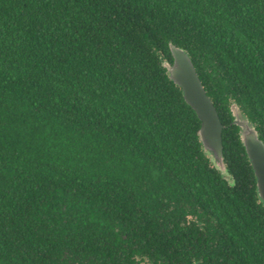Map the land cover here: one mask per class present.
Returning <instances> with one entry per match:
<instances>
[{
  "label": "trees",
  "instance_id": "1",
  "mask_svg": "<svg viewBox=\"0 0 264 264\" xmlns=\"http://www.w3.org/2000/svg\"><path fill=\"white\" fill-rule=\"evenodd\" d=\"M185 52L228 182L169 78ZM264 0H0V264H264Z\"/></svg>",
  "mask_w": 264,
  "mask_h": 264
},
{
  "label": "water",
  "instance_id": "2",
  "mask_svg": "<svg viewBox=\"0 0 264 264\" xmlns=\"http://www.w3.org/2000/svg\"><path fill=\"white\" fill-rule=\"evenodd\" d=\"M173 63H165L169 78L181 89L185 103L195 112L200 121L198 130L202 149L209 157L221 175L231 182L222 159V129L215 107L193 68L185 52L174 46L170 47ZM233 123L239 127V138L244 147L256 179V189L260 200L264 203V144L259 140L253 125L246 119L239 109L231 106Z\"/></svg>",
  "mask_w": 264,
  "mask_h": 264
},
{
  "label": "flooded vegetation",
  "instance_id": "3",
  "mask_svg": "<svg viewBox=\"0 0 264 264\" xmlns=\"http://www.w3.org/2000/svg\"><path fill=\"white\" fill-rule=\"evenodd\" d=\"M135 264H152L148 260H135Z\"/></svg>",
  "mask_w": 264,
  "mask_h": 264
}]
</instances>
